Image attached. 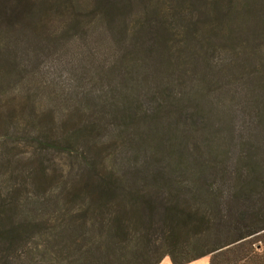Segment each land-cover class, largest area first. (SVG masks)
<instances>
[{"label":"trees","instance_id":"obj_1","mask_svg":"<svg viewBox=\"0 0 264 264\" xmlns=\"http://www.w3.org/2000/svg\"><path fill=\"white\" fill-rule=\"evenodd\" d=\"M0 156V264H264V0H0Z\"/></svg>","mask_w":264,"mask_h":264},{"label":"rangeland","instance_id":"obj_2","mask_svg":"<svg viewBox=\"0 0 264 264\" xmlns=\"http://www.w3.org/2000/svg\"><path fill=\"white\" fill-rule=\"evenodd\" d=\"M31 154H32L31 148L19 147V148H17V150L12 155H14L13 156L14 160L15 159L26 160V159L31 157ZM0 158H1V156H0ZM263 242H264L263 236H258L256 238H253L252 240H250V243H251V246L249 247V248H251L250 250L254 249L255 251H257V249L264 246ZM210 261H211V256L206 257V263L210 264ZM201 264H203V263H201Z\"/></svg>","mask_w":264,"mask_h":264},{"label":"crops","instance_id":"obj_3","mask_svg":"<svg viewBox=\"0 0 264 264\" xmlns=\"http://www.w3.org/2000/svg\"><path fill=\"white\" fill-rule=\"evenodd\" d=\"M201 263H203V264H207V263H206V258L200 259V260L195 261V262L190 263V264H201ZM161 264H172V263H171V261H170L169 258H165V259L162 261Z\"/></svg>","mask_w":264,"mask_h":264}]
</instances>
